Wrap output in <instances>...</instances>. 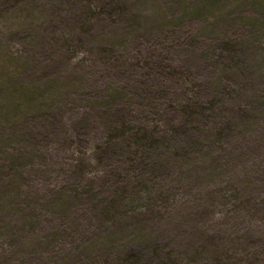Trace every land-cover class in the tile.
Listing matches in <instances>:
<instances>
[{
	"label": "rangeland",
	"instance_id": "374dc122",
	"mask_svg": "<svg viewBox=\"0 0 264 264\" xmlns=\"http://www.w3.org/2000/svg\"><path fill=\"white\" fill-rule=\"evenodd\" d=\"M263 198L264 0H0V264H261Z\"/></svg>",
	"mask_w": 264,
	"mask_h": 264
},
{
	"label": "trees",
	"instance_id": "16d2710c",
	"mask_svg": "<svg viewBox=\"0 0 264 264\" xmlns=\"http://www.w3.org/2000/svg\"><path fill=\"white\" fill-rule=\"evenodd\" d=\"M12 196V195H11ZM16 198H21V196H20V194H15L14 195ZM264 199V198H263ZM248 256H249V254H248ZM255 262H260L261 261V264H264V257H260V255L259 256H255L254 257V259H253ZM263 262V263H262ZM244 264H254V262H251L250 260H249V258L247 259V261L244 263Z\"/></svg>",
	"mask_w": 264,
	"mask_h": 264
}]
</instances>
